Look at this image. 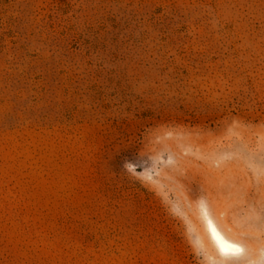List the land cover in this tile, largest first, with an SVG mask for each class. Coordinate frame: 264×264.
I'll list each match as a JSON object with an SVG mask.
<instances>
[{"label":"rangeland","instance_id":"374dc122","mask_svg":"<svg viewBox=\"0 0 264 264\" xmlns=\"http://www.w3.org/2000/svg\"><path fill=\"white\" fill-rule=\"evenodd\" d=\"M0 264H264V0H0Z\"/></svg>","mask_w":264,"mask_h":264},{"label":"bare ground","instance_id":"6f19581e","mask_svg":"<svg viewBox=\"0 0 264 264\" xmlns=\"http://www.w3.org/2000/svg\"><path fill=\"white\" fill-rule=\"evenodd\" d=\"M206 226L210 237L222 253L237 256L242 251V245L231 240L213 221L210 216H206Z\"/></svg>","mask_w":264,"mask_h":264}]
</instances>
